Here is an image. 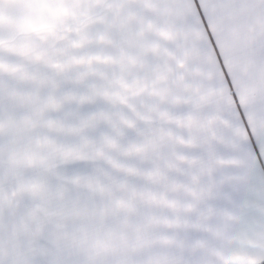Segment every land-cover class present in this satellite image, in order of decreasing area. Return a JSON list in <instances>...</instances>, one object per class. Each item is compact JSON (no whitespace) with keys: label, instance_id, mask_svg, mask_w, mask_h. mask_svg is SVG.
<instances>
[{"label":"snow or ice","instance_id":"snow-or-ice-1","mask_svg":"<svg viewBox=\"0 0 264 264\" xmlns=\"http://www.w3.org/2000/svg\"><path fill=\"white\" fill-rule=\"evenodd\" d=\"M178 2L203 32L183 93L199 111L132 105L136 88L81 65L5 136L19 105L0 87V264H238L221 239L239 233L264 249V0Z\"/></svg>","mask_w":264,"mask_h":264},{"label":"crops","instance_id":"crops-1","mask_svg":"<svg viewBox=\"0 0 264 264\" xmlns=\"http://www.w3.org/2000/svg\"><path fill=\"white\" fill-rule=\"evenodd\" d=\"M201 39L203 32L190 28L189 12L178 0H0V87L19 105L2 132L10 135L17 122L31 121L28 109L41 99L37 88L54 89L62 72L81 65L114 77L122 91L136 88L140 95L132 105L199 111L203 105H188L183 93L201 86ZM189 47L194 51L181 70L178 57ZM18 179L9 175L6 187ZM256 235L239 233L221 243L234 250L238 264H264Z\"/></svg>","mask_w":264,"mask_h":264},{"label":"rangeland","instance_id":"rangeland-1","mask_svg":"<svg viewBox=\"0 0 264 264\" xmlns=\"http://www.w3.org/2000/svg\"><path fill=\"white\" fill-rule=\"evenodd\" d=\"M28 195V194H25ZM130 225L127 222H117L112 229H110V232L112 235L115 237L117 236L120 232L124 230H129Z\"/></svg>","mask_w":264,"mask_h":264}]
</instances>
